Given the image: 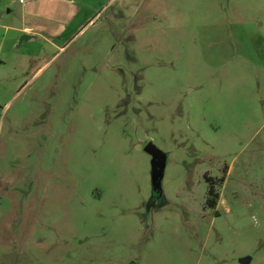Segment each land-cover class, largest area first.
<instances>
[{"label":"rangeland","instance_id":"374dc122","mask_svg":"<svg viewBox=\"0 0 264 264\" xmlns=\"http://www.w3.org/2000/svg\"><path fill=\"white\" fill-rule=\"evenodd\" d=\"M75 1L0 0V264H264V0Z\"/></svg>","mask_w":264,"mask_h":264},{"label":"water","instance_id":"95a60500","mask_svg":"<svg viewBox=\"0 0 264 264\" xmlns=\"http://www.w3.org/2000/svg\"><path fill=\"white\" fill-rule=\"evenodd\" d=\"M145 151L148 152L151 159V181L153 192L162 194V180L164 170L167 162V154L158 148L154 143L149 142L145 146ZM250 257H243L240 259L241 263L249 264Z\"/></svg>","mask_w":264,"mask_h":264},{"label":"crops","instance_id":"0c3cea01","mask_svg":"<svg viewBox=\"0 0 264 264\" xmlns=\"http://www.w3.org/2000/svg\"><path fill=\"white\" fill-rule=\"evenodd\" d=\"M54 2V4H53V6H51V9H52V11H54L55 9H56V11L59 13H61V12H65L66 13V15L68 14V10H69V8L71 9L72 8V11H73V13H72V15L71 16H74L75 14V17L77 16V14L78 13H80L81 11H82V6H81V4H78L75 0H53ZM136 1V3L134 4V12L136 11V8H137V1L138 2H141L142 0H134V2ZM55 2H62V4H64V5H61V4H59V5H57ZM130 2H128V4H129ZM127 4V2H126V0L125 1H123V6H125L126 7V10H129L130 9V4L128 5ZM127 6H129V8L127 9ZM69 16V15H68ZM54 22V21H53ZM18 31L19 32H21V33H28V32H34L33 30H32V28H30V27H27V26H23V27H21V28H19L18 29Z\"/></svg>","mask_w":264,"mask_h":264},{"label":"trees","instance_id":"16d2710c","mask_svg":"<svg viewBox=\"0 0 264 264\" xmlns=\"http://www.w3.org/2000/svg\"><path fill=\"white\" fill-rule=\"evenodd\" d=\"M224 179V175L219 178H212L205 175V180L208 184L206 203L210 208H215L217 205V200L219 198V191L217 190V186L222 184L224 182Z\"/></svg>","mask_w":264,"mask_h":264},{"label":"flooded vegetation","instance_id":"af4514ba","mask_svg":"<svg viewBox=\"0 0 264 264\" xmlns=\"http://www.w3.org/2000/svg\"><path fill=\"white\" fill-rule=\"evenodd\" d=\"M162 196V194H158V193H154L153 197L155 198V200L159 199Z\"/></svg>","mask_w":264,"mask_h":264}]
</instances>
